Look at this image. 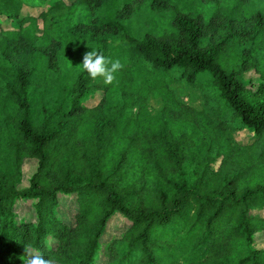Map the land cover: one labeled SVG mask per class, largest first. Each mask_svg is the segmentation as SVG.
I'll return each mask as SVG.
<instances>
[{
  "label": "trees",
  "instance_id": "16d2710c",
  "mask_svg": "<svg viewBox=\"0 0 264 264\" xmlns=\"http://www.w3.org/2000/svg\"><path fill=\"white\" fill-rule=\"evenodd\" d=\"M246 20L235 69L225 52ZM261 36L264 0H0V264H23L24 249L55 264H264V77L242 79ZM126 46L152 72L177 69L207 111L168 93L151 116L142 87L115 98L114 81L85 106L97 81L83 54L121 62ZM115 218L125 229L102 241Z\"/></svg>",
  "mask_w": 264,
  "mask_h": 264
},
{
  "label": "rangeland",
  "instance_id": "374dc122",
  "mask_svg": "<svg viewBox=\"0 0 264 264\" xmlns=\"http://www.w3.org/2000/svg\"><path fill=\"white\" fill-rule=\"evenodd\" d=\"M24 14H36L34 11L25 9ZM140 22L134 23L130 29L131 35H137L140 30ZM255 22L251 20H246L243 24H236L235 26H240L234 29L232 32L236 35L235 37H230L229 41L230 47L226 50L225 56L229 58L232 67L236 66V62L239 60L240 56L246 57V52L238 50H243L245 47V42H248V36H241L239 33H247L254 26ZM225 30H220L218 33L213 34L208 38L209 43H217L221 41L226 35ZM239 32V33H238ZM233 38V39H232ZM207 41V42H208ZM241 46V48H239ZM248 46V45H247ZM248 48V47H247ZM128 50V47L126 46ZM253 57L248 62H244L242 67V79L246 81L247 87L255 89L258 80L264 77V37L261 36L254 46V51H252ZM121 63L124 65L123 69L116 73V79L114 80L112 86V92L119 98L121 92H126L128 94H134L138 91L139 87H142V95H145V105L148 111L152 114L151 116L157 115L162 108L165 106L164 98L166 94L171 93L181 100L186 106L195 110H206V105L201 89L194 88L189 85L185 80H176L179 77L180 72L177 69L170 70L169 72H164L162 70L153 71L152 65L144 62L138 55L132 54L130 50L127 53L121 55ZM208 75L203 76V81L206 80ZM97 91L94 99H89L86 101L85 106L93 107L99 100H101L104 89L102 79H97ZM204 87V86H203ZM137 108L133 109V113H137ZM209 118V117H208ZM164 119L169 121V115H164ZM176 124H179L177 122ZM253 134L243 130L236 133L235 139L239 143L246 144L252 141ZM34 162H27L23 166V183H27L28 177L33 173L35 169ZM62 206L60 205L59 210L62 212V218L66 222L73 221V214L76 205L74 204L73 197H61L60 200ZM17 209L22 213L23 217L28 219H33L31 211L29 209L28 203L18 202ZM30 213V214H29ZM260 216L264 217V211L259 212ZM31 216V217H30ZM126 224L120 218L113 219L106 228L104 237L102 241H106L110 238H114L119 235V233L124 230ZM256 243L259 248L264 246V236L257 235ZM97 264H103V259L100 258Z\"/></svg>",
  "mask_w": 264,
  "mask_h": 264
},
{
  "label": "clouds",
  "instance_id": "9594fccd",
  "mask_svg": "<svg viewBox=\"0 0 264 264\" xmlns=\"http://www.w3.org/2000/svg\"><path fill=\"white\" fill-rule=\"evenodd\" d=\"M79 65L81 70L86 72L89 78L92 80L102 79L106 85L111 84L116 79V73L124 67L118 59L112 60L98 49L85 52L82 62ZM24 252L23 264H55L53 259L46 258L41 253H30L28 249H24Z\"/></svg>",
  "mask_w": 264,
  "mask_h": 264
}]
</instances>
